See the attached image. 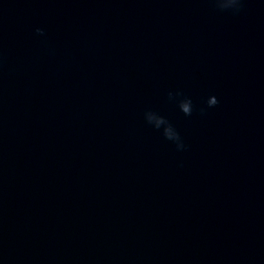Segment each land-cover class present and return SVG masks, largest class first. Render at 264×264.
<instances>
[{"label":"water","instance_id":"water-1","mask_svg":"<svg viewBox=\"0 0 264 264\" xmlns=\"http://www.w3.org/2000/svg\"><path fill=\"white\" fill-rule=\"evenodd\" d=\"M0 264H264V0H0Z\"/></svg>","mask_w":264,"mask_h":264},{"label":"clouds","instance_id":"clouds-1","mask_svg":"<svg viewBox=\"0 0 264 264\" xmlns=\"http://www.w3.org/2000/svg\"><path fill=\"white\" fill-rule=\"evenodd\" d=\"M214 6L220 11H228L236 14L241 11L243 7V0H214ZM35 32L39 36H45V31L42 28H36ZM169 95L171 97L172 93H169ZM175 96L180 112L185 116H191L193 111L196 110V106L194 105L192 98L180 91H177ZM218 103L219 101L215 95H209L203 102L205 106H201L198 110L201 115H204L207 109L214 108ZM146 119L149 124L153 123V121H156L157 125L159 123V118L155 117V115L151 113L147 114ZM165 139L172 142L177 151H184L188 147L185 144L180 132L174 125H169L165 134Z\"/></svg>","mask_w":264,"mask_h":264}]
</instances>
